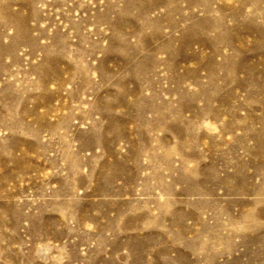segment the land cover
I'll return each instance as SVG.
<instances>
[{"label": "rangeland", "instance_id": "1", "mask_svg": "<svg viewBox=\"0 0 264 264\" xmlns=\"http://www.w3.org/2000/svg\"><path fill=\"white\" fill-rule=\"evenodd\" d=\"M0 264H264V0H0Z\"/></svg>", "mask_w": 264, "mask_h": 264}]
</instances>
